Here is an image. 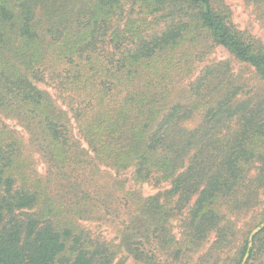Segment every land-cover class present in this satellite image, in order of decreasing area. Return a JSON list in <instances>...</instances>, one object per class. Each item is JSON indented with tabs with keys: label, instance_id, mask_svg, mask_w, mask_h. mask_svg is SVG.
<instances>
[{
	"label": "trees",
	"instance_id": "16d2710c",
	"mask_svg": "<svg viewBox=\"0 0 264 264\" xmlns=\"http://www.w3.org/2000/svg\"><path fill=\"white\" fill-rule=\"evenodd\" d=\"M263 222L264 42L226 0H0V264H242Z\"/></svg>",
	"mask_w": 264,
	"mask_h": 264
},
{
	"label": "rangeland",
	"instance_id": "374dc122",
	"mask_svg": "<svg viewBox=\"0 0 264 264\" xmlns=\"http://www.w3.org/2000/svg\"><path fill=\"white\" fill-rule=\"evenodd\" d=\"M226 2L228 3V5L230 6L232 13H233V21L237 24V26L242 29V30H249L254 36H256L257 38L261 39L264 42V25H261L259 21H257L252 13V9L248 6H246L244 4V2L242 0H226ZM228 53L226 51H224L223 49L219 48L216 50V52L210 57L212 60H224L228 58ZM35 85L43 91L48 92L56 101L57 105L68 111L67 106H65L62 102V100L59 98L58 96V92L56 91V89H54V87L50 84V82L48 81H34ZM6 123L13 129H15L16 131H18V133H20L21 136H23L24 139H28V135L27 132L14 120H7ZM71 125L73 128V133L74 136L79 139L82 143L83 140L80 139V136L77 132V130L75 129V124L73 122V120L71 121ZM84 146H86L84 144ZM38 164V170L40 171H44L45 170V165L44 163L41 161V159H39V157L36 155ZM101 169L108 175L114 177L116 174L115 172L105 168V167H101ZM121 178H129V175H124V176H118ZM128 187H135L132 183L128 184ZM167 188L166 185H162L160 187H155L152 184H143V185H138L136 186V189L140 190L144 195H154L157 194L163 190H165ZM90 230L94 233H101L102 235H104L107 239L109 240H113L116 239V234L113 232V230L111 229V227L108 226H104V225H98V224H93L90 223L88 224ZM178 226V222H175V227L176 230H178L177 228Z\"/></svg>",
	"mask_w": 264,
	"mask_h": 264
},
{
	"label": "water",
	"instance_id": "95a60500",
	"mask_svg": "<svg viewBox=\"0 0 264 264\" xmlns=\"http://www.w3.org/2000/svg\"><path fill=\"white\" fill-rule=\"evenodd\" d=\"M264 229V222L261 223L260 225H258L257 227H255L251 233H250V236H249V244H248V250H247V253L246 255L244 256V259L242 261V264H246L248 258H249V255H250V251L253 247V243H254V237L260 233L262 230Z\"/></svg>",
	"mask_w": 264,
	"mask_h": 264
}]
</instances>
